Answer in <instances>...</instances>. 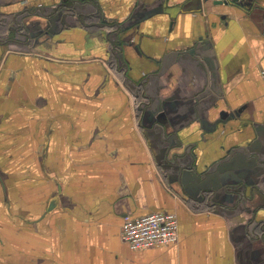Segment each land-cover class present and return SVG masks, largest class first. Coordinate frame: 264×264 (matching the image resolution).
<instances>
[{
	"label": "crops",
	"instance_id": "crops-1",
	"mask_svg": "<svg viewBox=\"0 0 264 264\" xmlns=\"http://www.w3.org/2000/svg\"><path fill=\"white\" fill-rule=\"evenodd\" d=\"M215 1L0 0V264H264V0Z\"/></svg>",
	"mask_w": 264,
	"mask_h": 264
},
{
	"label": "built area",
	"instance_id": "built-area-1",
	"mask_svg": "<svg viewBox=\"0 0 264 264\" xmlns=\"http://www.w3.org/2000/svg\"><path fill=\"white\" fill-rule=\"evenodd\" d=\"M223 3L230 0H218ZM264 83V68L261 70ZM121 240L132 251L167 248L179 242V219L175 213L154 212L139 218L126 216L123 220Z\"/></svg>",
	"mask_w": 264,
	"mask_h": 264
},
{
	"label": "water",
	"instance_id": "water-1",
	"mask_svg": "<svg viewBox=\"0 0 264 264\" xmlns=\"http://www.w3.org/2000/svg\"><path fill=\"white\" fill-rule=\"evenodd\" d=\"M239 0H230V2H227V3H225V4H229V3H237ZM223 4V2H221V1H215V5H222ZM177 10L175 9V10H171L170 11V15H171V17H175L176 16V14H177ZM119 49L121 50V44L119 45ZM53 206V205H52Z\"/></svg>",
	"mask_w": 264,
	"mask_h": 264
},
{
	"label": "rangeland",
	"instance_id": "rangeland-1",
	"mask_svg": "<svg viewBox=\"0 0 264 264\" xmlns=\"http://www.w3.org/2000/svg\"><path fill=\"white\" fill-rule=\"evenodd\" d=\"M20 25H23V24H20ZM27 35H29V31L25 27V30H21L20 37H26Z\"/></svg>",
	"mask_w": 264,
	"mask_h": 264
}]
</instances>
